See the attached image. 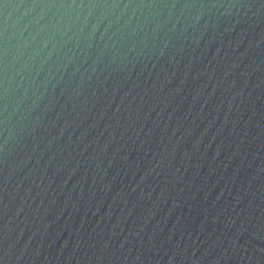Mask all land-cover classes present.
I'll list each match as a JSON object with an SVG mask.
<instances>
[{
	"label": "water",
	"instance_id": "95a60500",
	"mask_svg": "<svg viewBox=\"0 0 264 264\" xmlns=\"http://www.w3.org/2000/svg\"><path fill=\"white\" fill-rule=\"evenodd\" d=\"M0 264H264V0H0Z\"/></svg>",
	"mask_w": 264,
	"mask_h": 264
}]
</instances>
